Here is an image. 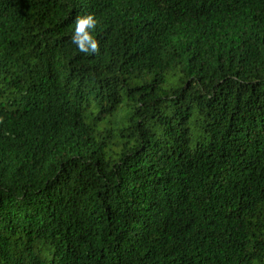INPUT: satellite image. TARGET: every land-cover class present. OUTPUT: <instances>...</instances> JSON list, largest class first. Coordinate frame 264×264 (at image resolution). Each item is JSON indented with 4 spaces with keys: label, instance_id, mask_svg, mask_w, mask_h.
<instances>
[{
    "label": "trees",
    "instance_id": "trees-1",
    "mask_svg": "<svg viewBox=\"0 0 264 264\" xmlns=\"http://www.w3.org/2000/svg\"><path fill=\"white\" fill-rule=\"evenodd\" d=\"M0 264H264V0H0Z\"/></svg>",
    "mask_w": 264,
    "mask_h": 264
},
{
    "label": "clouds",
    "instance_id": "clouds-1",
    "mask_svg": "<svg viewBox=\"0 0 264 264\" xmlns=\"http://www.w3.org/2000/svg\"><path fill=\"white\" fill-rule=\"evenodd\" d=\"M97 25L98 21L92 14L77 16L71 42L77 46L81 53L86 55L99 54L100 42L93 35Z\"/></svg>",
    "mask_w": 264,
    "mask_h": 264
}]
</instances>
